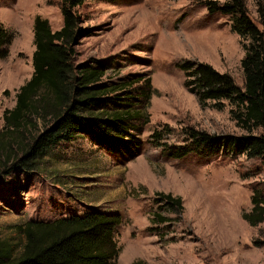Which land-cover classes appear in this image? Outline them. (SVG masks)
<instances>
[{
    "label": "rangeland",
    "instance_id": "obj_1",
    "mask_svg": "<svg viewBox=\"0 0 264 264\" xmlns=\"http://www.w3.org/2000/svg\"><path fill=\"white\" fill-rule=\"evenodd\" d=\"M204 1L87 0L74 8L78 36L72 64L99 61L108 67L104 80L110 83L148 77L155 92L149 123L134 156L120 159L76 136L51 149L31 171L0 174V239L12 244L15 255L25 223L94 209L122 219L114 232L119 249L114 264H264V222L251 227L242 219L252 208L254 187L264 184V162L244 154L173 159L163 152V145H188V128L217 136L246 134L232 120L235 108L227 101L201 107L184 87L178 68L184 61L210 65L243 87L240 62L248 41L232 31L230 16L209 15ZM62 5L63 0H0V23L12 36L0 48V132L4 111L14 107L16 93L33 73L34 18L47 20L56 32L63 26ZM244 5L263 30L257 0ZM36 125L42 128L40 121ZM155 131L160 140L151 139ZM10 151L15 154L14 145ZM156 193L179 197L183 210L156 204ZM154 213L169 221L151 224Z\"/></svg>",
    "mask_w": 264,
    "mask_h": 264
},
{
    "label": "trees",
    "instance_id": "obj_2",
    "mask_svg": "<svg viewBox=\"0 0 264 264\" xmlns=\"http://www.w3.org/2000/svg\"><path fill=\"white\" fill-rule=\"evenodd\" d=\"M85 1L63 0V26L56 32L51 31L47 20L34 18L33 73L16 93L14 107L3 113L0 174L10 169L31 171L51 149L76 136L120 159L134 156L142 148L141 133L149 123L147 108L155 94L150 79L110 83L104 80L108 67L101 62L75 66L71 62L72 46L78 36L73 10ZM203 6L209 15L230 16L232 31L248 41L243 45L240 62L243 87L239 88L230 75L192 61L178 66L184 74V87L201 107H220L222 101H227L235 108L231 110L232 120L246 134L217 136L188 128V145H163V152L173 159L192 153L206 158L219 153L232 157L244 154L264 162V0H257L263 30L248 17L244 0H205ZM11 39L0 23V48ZM36 121L41 122V129ZM254 130L258 133L253 134ZM160 134L155 131L151 139L160 140ZM24 138L27 142H23ZM13 145L14 155L10 151ZM155 196L156 204L177 212L183 210L179 197L163 193ZM251 205L242 219L256 227L264 222V184L254 187ZM168 221L154 213L150 223ZM121 224L119 215L94 209L48 223L28 222L19 227L23 244L17 255L9 241L0 239V264H114L119 252L114 232Z\"/></svg>",
    "mask_w": 264,
    "mask_h": 264
}]
</instances>
